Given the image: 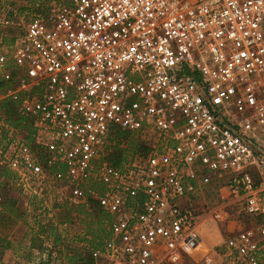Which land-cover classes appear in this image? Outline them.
Returning <instances> with one entry per match:
<instances>
[{
  "label": "built area",
  "instance_id": "built-area-1",
  "mask_svg": "<svg viewBox=\"0 0 264 264\" xmlns=\"http://www.w3.org/2000/svg\"><path fill=\"white\" fill-rule=\"evenodd\" d=\"M0 26L5 193L94 201L109 236L91 264H183L202 247L211 185L246 224L203 264H264V0H34ZM9 40V42H8ZM114 127L149 137L122 166Z\"/></svg>",
  "mask_w": 264,
  "mask_h": 264
},
{
  "label": "rangeland",
  "instance_id": "rangeland-1",
  "mask_svg": "<svg viewBox=\"0 0 264 264\" xmlns=\"http://www.w3.org/2000/svg\"><path fill=\"white\" fill-rule=\"evenodd\" d=\"M33 2L0 0V18L12 8H30ZM12 33H17V30L0 26V38ZM135 143L152 146L149 137L138 133H131L127 137L111 135L108 137V153L116 152V145L126 149L124 165L132 158L141 156V148L138 151L133 149ZM207 188L203 200L198 204L205 215V221L199 228L202 247L186 258L183 264H203L202 256L209 249L221 245L228 234L246 224V217L238 207L229 199H223L225 192L219 193L212 185ZM13 196L17 198L16 211L10 214L4 208L0 209V256L1 252L7 254L0 257V264H32L37 256L47 254L50 249L55 254L56 250L60 251L57 263L71 264L72 256L89 255L88 248L93 247V243L97 244L109 236V215L95 202L89 208L90 213L88 210L78 212L73 209L68 217L65 211L67 207L62 206V201L57 200L53 193H48L44 198H32L28 201L29 205L17 191ZM39 246L45 250H40Z\"/></svg>",
  "mask_w": 264,
  "mask_h": 264
},
{
  "label": "trees",
  "instance_id": "trees-1",
  "mask_svg": "<svg viewBox=\"0 0 264 264\" xmlns=\"http://www.w3.org/2000/svg\"><path fill=\"white\" fill-rule=\"evenodd\" d=\"M0 109L4 112L5 114V117L7 119V121L14 125L15 127H18L26 132H28L29 134L27 135V138L29 140L30 139V134L32 133V127H31V121L23 116V115H20L17 113L16 111V106H15V103L11 100H7V99H4V100H1L0 101ZM132 132H129L127 130H124L122 128H119V127H114L110 133V136L111 135H115L116 137H127L128 135H130ZM141 148V155H145L147 154V152L150 150V146L147 145V144H142L141 143H135L134 145V151H138L139 149ZM126 153V149L124 148H118L117 145H116V152L112 153L111 155L108 153V159L114 164V165H117V166H122V163L123 161H125L127 159V155L125 154ZM14 192L16 191H11V192H7L5 193V196H4V199L3 201L1 202L2 204V208H4L5 211L9 212L10 214H12L13 212L16 211V202H17V198L13 196ZM94 201H90L88 202L89 204H80V205H72V204H69L67 202H62L60 203L62 206H65L67 207L65 209L66 211V215L71 216V211L73 209H75L76 211L78 212H82V211H89V208H91L94 204H93ZM86 207H88V209H86ZM86 209V210H85ZM41 213H44V212H41ZM90 213V211H89ZM109 219V218H108ZM2 242L6 241L4 239H1ZM8 244L10 243L9 241H6ZM55 243H57V241L55 240L54 241ZM6 243V244H7ZM102 243V241H99L97 244L96 243H93V245L95 246H98ZM6 244H4L3 246L5 247ZM34 246V245H32ZM40 250H45L43 249L42 246H39ZM53 250H48L47 252V257H42L38 262H36V264H52V260L53 259H57V258H60V251H57L56 250V255L53 256ZM54 257V258H53ZM71 264H91V256L90 254L89 255H86V256H72L71 258Z\"/></svg>",
  "mask_w": 264,
  "mask_h": 264
},
{
  "label": "crops",
  "instance_id": "crops-1",
  "mask_svg": "<svg viewBox=\"0 0 264 264\" xmlns=\"http://www.w3.org/2000/svg\"><path fill=\"white\" fill-rule=\"evenodd\" d=\"M7 255V254H6ZM5 254H4V252H1V256L0 257H4V256H6ZM56 254L55 253H53V256H55ZM44 258V257H47V254H41L40 256H37V259L36 260H34V262H32V264H36V262H38L41 258ZM54 258V257H53ZM60 258H57L56 260L55 259H53L52 260V264H59V263H57V261L59 260Z\"/></svg>",
  "mask_w": 264,
  "mask_h": 264
}]
</instances>
